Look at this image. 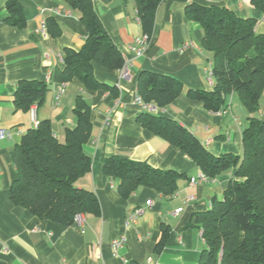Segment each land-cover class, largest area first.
Returning a JSON list of instances; mask_svg holds the SVG:
<instances>
[{
    "label": "crops",
    "instance_id": "crops-1",
    "mask_svg": "<svg viewBox=\"0 0 264 264\" xmlns=\"http://www.w3.org/2000/svg\"><path fill=\"white\" fill-rule=\"evenodd\" d=\"M9 0H0V264H199L206 248L197 215L208 211L212 202L223 200L235 171L192 184L203 174L199 166L179 148L144 128L138 122L142 112L137 99V79L142 71H153L181 81L183 92L165 109L153 114L177 121L191 132L214 156H242V135L250 113L236 93L227 107L213 113L186 95L188 89L211 91L212 54L204 51V31L185 12L190 3L227 7L240 18L256 20L255 31L264 34V12L251 0H163L159 5L151 38L141 45L143 31L136 0H93L99 16L126 61L121 71L94 63L95 78L116 85L119 96L108 91H86L81 82L60 84L54 74L64 68L65 49L79 50L86 40L80 13L64 0H17L27 21L24 28L6 22ZM53 18L60 34L49 32ZM44 24V29H43ZM140 47L144 50L138 53ZM49 84L44 101L37 107L39 121L50 120L58 140L76 126L75 99L82 94L92 107V134L84 149L92 158L91 170L76 185L98 198L100 215H81L77 223L63 225L43 221L10 200V186L17 177L12 153L23 134L32 128L30 113L16 109L13 95L19 81ZM62 89L60 92L59 89ZM121 99V104L118 103ZM256 116L264 120V90ZM120 156L146 161L159 169H174L186 175L171 198L149 188H139L123 198L119 181L103 171V161ZM150 203V204H149ZM142 208L135 220L131 215ZM182 211L177 212V210ZM167 226L169 235L161 252L156 246ZM125 239L114 250L113 243Z\"/></svg>",
    "mask_w": 264,
    "mask_h": 264
},
{
    "label": "trees",
    "instance_id": "trees-1",
    "mask_svg": "<svg viewBox=\"0 0 264 264\" xmlns=\"http://www.w3.org/2000/svg\"><path fill=\"white\" fill-rule=\"evenodd\" d=\"M80 13L86 29V40L79 50L65 49L64 68L54 74L63 84L77 78L86 91H108L119 96L116 85L95 78L93 64L111 71H121L126 61L99 16L93 0H64ZM163 0H136L137 16L143 34L151 38L156 12ZM264 12V0H251ZM6 22L17 28L26 26L23 8L17 0H9ZM187 17L199 22L204 31L202 47L212 54L211 91L188 89L186 95L202 104L209 112L227 107V99L236 93L248 112V126L242 135L243 154L214 156L177 121L142 111L138 122L162 137L192 159L208 178L234 170L223 200H214L211 208L197 215L206 248L199 264H264V120L256 116L264 90V34L255 31L256 20L240 18L227 7L190 3ZM52 35L60 34L53 18L47 20ZM138 97L158 108H167L182 92L184 85L174 77L153 71H142L137 79ZM49 91L45 81H19L13 95L18 110L28 112L32 105L42 104ZM76 126L68 128L64 141L57 139L50 120L39 121L37 127L23 134L12 153L17 177L10 186V200L40 220L72 225L81 215H100L97 196L79 188L77 181L91 170L92 158L84 149L92 134V107L82 94L73 109ZM103 171L119 181L118 191L129 198L139 188H149L171 198L186 178L174 169H159L146 161L111 156L103 161ZM168 227L156 246L161 252L168 239Z\"/></svg>",
    "mask_w": 264,
    "mask_h": 264
},
{
    "label": "built area",
    "instance_id": "built-area-1",
    "mask_svg": "<svg viewBox=\"0 0 264 264\" xmlns=\"http://www.w3.org/2000/svg\"><path fill=\"white\" fill-rule=\"evenodd\" d=\"M44 27L45 26L43 24V29H44ZM148 39H149L148 36L146 34H143L142 38L138 39V42L141 45H143V44H145L147 42ZM143 50H144V48L140 47V49L138 50V53H142ZM210 76H211V69H210ZM59 90H60V92H62L61 88ZM137 102H138L139 106L141 107L142 111H147V112H150V113H154L158 109L157 106H155V105H153L151 103H145L140 98L137 99ZM118 103L121 104V99H118ZM29 113H30V117H31L32 126L33 127H37L39 125V120L37 118V106L36 105H32L30 107ZM8 135H9V132H7L6 130H4V129L0 130V138L1 139L5 138ZM206 180H208V178L204 174H201V175H199V179L198 180L196 178H192L190 182L192 184H194V183H196L198 181H206ZM180 211H182V209L177 210V212H180ZM142 213H143V209L142 208H139V209L135 210L134 213L131 215V220H135ZM75 223H77L81 227V231H83V219H82L81 216H78L75 219ZM201 234H202V231H201ZM124 243H125V239L124 238H121L120 240H116L113 243L114 250H116L119 247H122L124 245Z\"/></svg>",
    "mask_w": 264,
    "mask_h": 264
}]
</instances>
